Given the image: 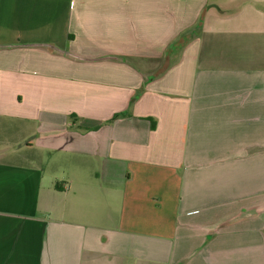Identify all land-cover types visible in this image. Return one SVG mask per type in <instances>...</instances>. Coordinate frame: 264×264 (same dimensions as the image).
I'll return each instance as SVG.
<instances>
[{
  "label": "crops",
  "instance_id": "1",
  "mask_svg": "<svg viewBox=\"0 0 264 264\" xmlns=\"http://www.w3.org/2000/svg\"><path fill=\"white\" fill-rule=\"evenodd\" d=\"M0 264H264V0H0Z\"/></svg>",
  "mask_w": 264,
  "mask_h": 264
}]
</instances>
